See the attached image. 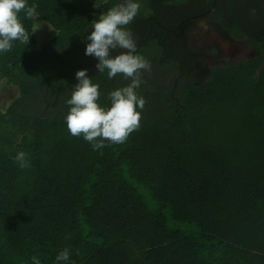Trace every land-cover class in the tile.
<instances>
[{"label": "trees", "instance_id": "16d2710c", "mask_svg": "<svg viewBox=\"0 0 264 264\" xmlns=\"http://www.w3.org/2000/svg\"><path fill=\"white\" fill-rule=\"evenodd\" d=\"M27 4L29 43L0 53V81L19 91L0 110V264H57L65 248L61 264H264V67L216 68L202 83L142 50L139 129L93 150L69 133L67 100L80 70L106 109L130 83L85 55L93 21L118 0ZM36 17L56 31L42 45Z\"/></svg>", "mask_w": 264, "mask_h": 264}, {"label": "flooded vegetation", "instance_id": "af4514ba", "mask_svg": "<svg viewBox=\"0 0 264 264\" xmlns=\"http://www.w3.org/2000/svg\"><path fill=\"white\" fill-rule=\"evenodd\" d=\"M136 2L142 6L126 27L136 43V54L144 50L155 66L169 64L180 75L202 83L216 68L247 62L264 67V0Z\"/></svg>", "mask_w": 264, "mask_h": 264}, {"label": "clouds", "instance_id": "9594fccd", "mask_svg": "<svg viewBox=\"0 0 264 264\" xmlns=\"http://www.w3.org/2000/svg\"><path fill=\"white\" fill-rule=\"evenodd\" d=\"M36 8V4L29 6L27 0H0V53L11 51L14 41L29 43L30 37L19 17L23 12L26 18H32L36 15ZM139 9L140 4L136 0H122L93 21L94 31L87 36L90 43L86 46L85 55L98 61V72L106 71L109 79L122 75L130 80L127 86L110 93L111 106L106 109L98 103L101 96L99 84L92 82L87 70L77 71L78 83L67 100L70 110L66 125L73 137L82 136L93 150L125 143L140 126L141 113L137 108L143 109L146 100L137 90L143 82L142 73L150 71L151 65L143 56L136 54V43L126 27ZM113 52L118 54L113 56ZM15 160L21 169L30 167L23 151L17 153ZM69 258L70 250L65 248L56 256L57 264L67 262ZM32 259L33 264H40L35 256Z\"/></svg>", "mask_w": 264, "mask_h": 264}, {"label": "rangeland", "instance_id": "374dc122", "mask_svg": "<svg viewBox=\"0 0 264 264\" xmlns=\"http://www.w3.org/2000/svg\"><path fill=\"white\" fill-rule=\"evenodd\" d=\"M34 34L38 39L39 45H42L55 36L56 31L39 17H36ZM17 97H19L17 87L9 85L6 81H0V110H5L10 102Z\"/></svg>", "mask_w": 264, "mask_h": 264}]
</instances>
